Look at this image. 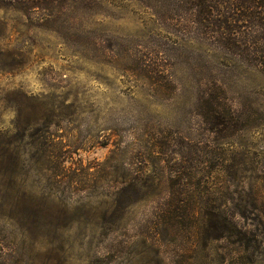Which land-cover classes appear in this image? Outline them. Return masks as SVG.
Returning <instances> with one entry per match:
<instances>
[{
  "label": "rangeland",
  "instance_id": "obj_1",
  "mask_svg": "<svg viewBox=\"0 0 264 264\" xmlns=\"http://www.w3.org/2000/svg\"><path fill=\"white\" fill-rule=\"evenodd\" d=\"M193 12L0 0V264H264V67Z\"/></svg>",
  "mask_w": 264,
  "mask_h": 264
},
{
  "label": "trees",
  "instance_id": "obj_2",
  "mask_svg": "<svg viewBox=\"0 0 264 264\" xmlns=\"http://www.w3.org/2000/svg\"><path fill=\"white\" fill-rule=\"evenodd\" d=\"M189 3L195 11L194 21L208 22L206 27L210 29L220 28L224 44H235L232 41L242 44V49L238 46L240 53L252 54L264 67V0H189ZM215 11L219 18L213 14ZM214 103L205 102V115L213 113V118H220Z\"/></svg>",
  "mask_w": 264,
  "mask_h": 264
}]
</instances>
